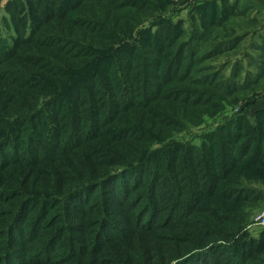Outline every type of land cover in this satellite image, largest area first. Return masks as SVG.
Segmentation results:
<instances>
[{"label": "trees", "instance_id": "trees-1", "mask_svg": "<svg viewBox=\"0 0 264 264\" xmlns=\"http://www.w3.org/2000/svg\"><path fill=\"white\" fill-rule=\"evenodd\" d=\"M13 1L18 20L0 19V79L16 89L3 91L10 108L0 103V177L10 167L21 177L0 181V264H97L85 254L111 247L106 230L117 252L142 236L189 245L169 247L172 261H153L146 246L109 263L264 264V228L252 235L241 205L264 197L254 185L264 180V108L225 117L198 144L173 136L233 98H261L264 17L251 12L263 7L205 0L185 30L162 0H10L7 11ZM248 8L255 26L226 36ZM256 32L258 55L237 57ZM28 176L37 181L24 187ZM172 227L201 239L154 231Z\"/></svg>", "mask_w": 264, "mask_h": 264}, {"label": "rangeland", "instance_id": "rangeland-1", "mask_svg": "<svg viewBox=\"0 0 264 264\" xmlns=\"http://www.w3.org/2000/svg\"><path fill=\"white\" fill-rule=\"evenodd\" d=\"M9 1L10 0H0V19H2L3 17H4V19H7L10 17V15H13V17L16 20H18L17 18L22 13V9H20V6H18L19 1H13L12 2L14 8H16L18 6V8L16 10L7 11L6 6H7ZM60 1L62 2L64 0H60ZM154 1L156 4H158V2L156 0H154ZM169 1H170V3L162 0V3L169 5V8H170L169 13L164 12L165 13L164 16H169L170 18H173L174 21H177V20L179 21V18H181L182 20H184L186 22V23L181 25L182 29L184 28L185 30H188L190 27V20L191 19L193 20L194 18L199 17V13H200V11H202V9L197 7L196 3L199 4L205 0H169ZM218 3H220V2L218 1ZM239 7L243 9L245 7H248V5L246 4L245 0H241V1H239ZM160 9L162 10L163 8H160ZM248 9H246V10H248V12H246L244 14V16H241L238 24L234 25V27L236 28L235 32H233V33L227 32L226 36H231L235 33H240L242 31L246 32L255 26V24H253L251 22V20L248 18V16H249L248 13L250 11V8H248ZM74 12H77V10H74ZM251 13L252 14L256 13L259 16L263 15V17H264V7L262 8V11H260L259 13L254 11V10H252ZM263 20H264V18H263ZM243 21L246 23H244ZM259 34L260 33L256 32V34H249L244 38V40L237 47V51L239 53V54H237V57H242V55L244 54V52L247 51V49H249L250 52L254 53V55H258L259 51L253 49L252 46H254V44H257V42L262 41L261 39L258 38ZM187 37H188V34H186L182 38H187ZM177 42H179V39ZM229 54H230L229 58L231 60H230L229 65L225 69L226 74L229 73L230 66H231L232 62L234 61V59H236L235 51L229 52ZM227 58H228L227 56L223 55V56L218 57L216 59V61H217V63H219V61L226 60ZM254 60H255V57L246 56L245 62L247 64H250V69L252 71L256 70L255 66L253 67V65L250 63V61H254ZM204 64H205V62H204ZM11 77L12 76H8V77H6V79H9ZM6 79H2V80L0 79V97L2 99V101H0V103H2L4 105V107L7 106L8 108H10L11 105L9 103H12V102L9 98L6 99L3 96L4 95L3 91L7 90V93H8L9 91H12V90L15 91L16 89L13 86L9 87L10 83ZM261 92H263L262 96H261V98H263L264 97V88L262 89ZM250 103L248 102L247 97H239L237 99L233 98V100H231L229 102H224L223 108H221L219 110L220 112L218 114H216L215 116L214 115L209 116L207 114H204L202 120H200V122L198 124H196V125L189 124L186 128L179 127V129L173 135L174 139H176L177 141L181 140V139H191L194 143L198 144L200 141V138L197 136L201 135L207 128H210L212 125L218 124L225 117H230L231 115H233L234 113H238L239 111H241V113L243 111H245L248 114V117L252 118V114L256 110L257 106H258V109L260 108V106L258 104H256L258 102H255V101L250 102ZM234 107H240L239 111H237V112L234 111L233 110ZM0 110L3 111L4 114H9L8 112H6L5 110H2L1 108H0ZM15 110H18L16 106H15ZM12 168H16V169L13 170L12 172H10L8 175L1 176L0 181H2L3 183L7 182V183L18 186L19 183L17 180H19V177H21V173L19 171V167H10L9 169H12ZM68 172H71V170L67 169L65 173H68ZM11 174H15L16 176H13ZM39 177L42 178L41 175ZM36 181H37V179H33V176L25 177V179H23V181H22V183H23L22 186H24V185H26V187H29V185L34 186ZM61 183H65V182H61ZM254 185L259 186L261 188H264V180H258L257 183H255ZM104 191L107 193H113V192H111V190L105 189V188H104ZM98 192L100 194L103 193L100 190H98ZM82 197H85V196H82ZM115 199L118 200L119 198L115 197ZM263 199H264V197H261L260 202H249V201L241 202V205H244L245 208L251 209V211H252L251 212L252 223L249 226V231L252 235H258L259 230L264 228V226H259L255 223L256 216L262 210H264V200ZM157 203H158L159 207L162 206V202L159 201ZM115 209H116L115 212H120V210L122 209V206L117 203V205L115 206ZM122 212H124V211H122ZM180 222H182V220H180ZM174 223H175V225L179 226V221H175ZM45 229H46V226L42 228V231H44ZM114 231L115 230H106V235H108V238L106 239V242H104V245H106L107 243H110L109 245H111V247H109L107 249H103L101 251H98L99 248H96V251H94V252L91 251L88 254H85V255H88L86 257H89V255H91V253H97L95 256H93L91 263L94 261H97V259H100L103 261L102 262L99 261L97 264H117V262H111L112 260L109 263L108 262L109 259H107V258H109V255H107V254L115 255V253H116V255L117 254L121 255L120 258L122 259V256H125V252H127L128 249L131 251H136L137 253H139L141 251V249H143L146 246L151 247L150 249H149V247H147L148 250H150V251H152V248H155V255L151 256V259H153V261L161 260L166 253L174 254L170 258L172 261L179 255V250L176 252L175 251H169V249H172L169 247H175L176 245L179 248L183 247V246L189 247L188 244H180L179 245L178 242H176V241H164L160 238H155V237L149 238V237H143L142 236L143 241H140V242L139 241H135V242L132 241L128 244L127 247L125 246L123 248L122 252H119V251L117 252V250L123 246L114 242V240H116L115 236H113ZM154 231L157 233H167V232L187 233L188 235H190L194 239H197V238L201 239L200 236H197L194 234V231L189 230L185 227H182L180 229H178L176 227L165 228V229H156ZM154 231H153V233H154ZM74 233H76V232H74ZM150 241H152L153 243ZM156 245H161V246H156ZM63 247H64V245H63ZM61 248L62 247L59 246L57 251ZM158 253H162V254L160 255ZM42 255H44V257H46L45 254H42ZM70 263L71 262H69V263L67 262V264H70ZM223 264H225V263H223Z\"/></svg>", "mask_w": 264, "mask_h": 264}, {"label": "built area", "instance_id": "built-area-1", "mask_svg": "<svg viewBox=\"0 0 264 264\" xmlns=\"http://www.w3.org/2000/svg\"><path fill=\"white\" fill-rule=\"evenodd\" d=\"M240 107H234V111H239ZM255 223L259 226H264V210H262L255 218Z\"/></svg>", "mask_w": 264, "mask_h": 264}, {"label": "crops", "instance_id": "crops-1", "mask_svg": "<svg viewBox=\"0 0 264 264\" xmlns=\"http://www.w3.org/2000/svg\"><path fill=\"white\" fill-rule=\"evenodd\" d=\"M252 1H254L255 3H257V4L261 5L262 7H264V0H252ZM256 102H258L256 104H258L260 106V108H264V97L258 99ZM256 109H258V106H257Z\"/></svg>", "mask_w": 264, "mask_h": 264}]
</instances>
